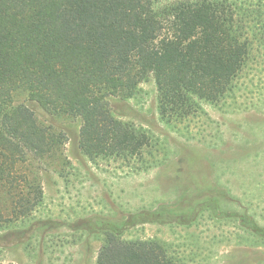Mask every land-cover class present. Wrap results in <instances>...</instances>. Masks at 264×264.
<instances>
[{
	"label": "trees",
	"instance_id": "16d2710c",
	"mask_svg": "<svg viewBox=\"0 0 264 264\" xmlns=\"http://www.w3.org/2000/svg\"><path fill=\"white\" fill-rule=\"evenodd\" d=\"M160 2L0 0V230L23 232L17 224L43 203L30 158H62L68 141L27 105H17L18 96L50 115L79 120V147L89 160H120L143 172L163 162V147L145 129L120 120L110 98L134 99L153 78L159 116L172 126L233 91L252 50L245 4ZM218 190L222 199L205 205L214 218L228 213L221 201L232 199ZM179 205L163 204L123 220L86 221L84 231L102 241L97 264H186L164 243L125 238L140 225H190L202 211L198 204L191 213H177ZM237 214L229 217L264 238L247 214Z\"/></svg>",
	"mask_w": 264,
	"mask_h": 264
},
{
	"label": "rangeland",
	"instance_id": "374dc122",
	"mask_svg": "<svg viewBox=\"0 0 264 264\" xmlns=\"http://www.w3.org/2000/svg\"><path fill=\"white\" fill-rule=\"evenodd\" d=\"M176 1L182 0H161L160 6ZM228 1L248 8L252 50L233 91L219 104H203L195 118L169 126L159 116L153 78L134 99H109L120 120L145 129L163 147V162L149 171L115 159L89 160L79 147V120L50 115L25 95L16 98L68 141L62 158H30L44 200L17 224L23 232L0 230L7 235L0 239V264H97L102 241L84 231L86 221L123 220L163 204H180L177 213L187 214L200 204L202 211L190 225L145 224L125 238L164 243L186 264H264V239L229 217L251 215L264 229V0ZM218 189L232 199L221 201L229 214L214 218L205 205L222 199Z\"/></svg>",
	"mask_w": 264,
	"mask_h": 264
},
{
	"label": "crops",
	"instance_id": "0c3cea01",
	"mask_svg": "<svg viewBox=\"0 0 264 264\" xmlns=\"http://www.w3.org/2000/svg\"><path fill=\"white\" fill-rule=\"evenodd\" d=\"M248 217H250V219H251L252 221H254L255 224L258 225V227L264 232L263 227H261V225H260L259 223H257V221L254 219L253 216L249 215ZM249 230L253 231L252 229H249ZM263 239H264V238H263Z\"/></svg>",
	"mask_w": 264,
	"mask_h": 264
}]
</instances>
